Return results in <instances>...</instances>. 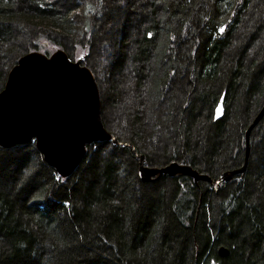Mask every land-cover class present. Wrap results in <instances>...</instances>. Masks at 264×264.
I'll return each instance as SVG.
<instances>
[{"label":"trees","instance_id":"1","mask_svg":"<svg viewBox=\"0 0 264 264\" xmlns=\"http://www.w3.org/2000/svg\"><path fill=\"white\" fill-rule=\"evenodd\" d=\"M116 1L137 21L107 67L111 84L98 83L103 114L121 109L117 142L89 144L67 177L35 141L0 146V264H264V117L246 170L218 181L244 164L246 130L264 105V14L249 44L237 41L260 0H77L71 16L53 0H0V91L26 52L68 41L73 55L87 54L74 37ZM141 155L211 180L143 181Z\"/></svg>","mask_w":264,"mask_h":264},{"label":"water","instance_id":"2","mask_svg":"<svg viewBox=\"0 0 264 264\" xmlns=\"http://www.w3.org/2000/svg\"><path fill=\"white\" fill-rule=\"evenodd\" d=\"M84 59L73 60L62 48L50 55L33 50L18 59L0 91V146L11 148L35 141L46 162L67 177L85 158L89 144L111 139L117 142L104 124L100 87ZM223 100L224 96L215 109V119L224 115ZM263 117L264 106L246 130L244 164L223 173L218 181H228L246 170L250 133ZM140 157L143 181L178 174L189 175L195 182L211 180L180 160L159 167L144 164V155ZM227 254L228 249L221 246L219 255Z\"/></svg>","mask_w":264,"mask_h":264},{"label":"rangeland","instance_id":"3","mask_svg":"<svg viewBox=\"0 0 264 264\" xmlns=\"http://www.w3.org/2000/svg\"><path fill=\"white\" fill-rule=\"evenodd\" d=\"M75 1H77V0H53L54 4L62 12L70 11L69 16L73 15V13H74V11L71 10L70 8L72 7V2H75ZM141 1L145 2L146 0H141ZM105 2H106V0H104V3ZM140 8H141V6H140ZM104 14H105V12L104 13L101 12L100 15H94L95 17H93V22H92L94 29L91 31L90 34L85 33L82 36L74 37V40H73V41H76L77 43H79L81 46H86V47L88 46L87 54H83V55H85L84 64L87 65L88 67L89 66L93 67V69L95 70L94 74H96L95 75L96 79H98V83L101 84V86H103L102 83L105 84L107 82L108 83L111 82L107 78L106 70H107V67H108L111 59H113V55H115L116 51L118 50V56H119V53L121 52L119 49L120 48V42L122 40L120 38L121 35L124 34L125 36H127L128 32H132L134 30V27L137 25V23H136L137 21L135 20L136 18H133V19L130 18V20L127 19L128 21L126 20V17L128 16L127 8H125V7L120 8L118 1H116L115 4H113V7L109 11H107V14H105V15ZM263 14H264V1H262V0H260V3H259V1H257V3L254 6L249 8L248 11H246L244 13V15H243L244 23H243L241 29H239L238 33H237V41L240 44H244V43H246V45L249 44L248 35H249V33H251L250 29H253L255 27V25H257L260 22V17ZM135 37H137V36H134V38ZM24 40H25V38H23L22 41H24ZM108 41H111L113 46L110 47L109 51H104L103 50L104 45ZM66 42L68 44L67 47L64 46V47H62V49H64L67 52V54L70 55L71 59H74V58L76 59L77 57H79L80 55H78V53H76V55L72 54L74 51V43H68V41H66ZM112 75H113V77L117 76V74L114 71H113ZM110 78H111V76H110ZM103 104H104V102H103ZM120 110L121 109L118 108V106L117 107L109 106V111L106 110L105 115L102 112V116H103L102 118H103V121L105 122V125L107 124L106 125L107 130L109 129V131H114L115 126L117 124L115 122V119L118 117V113H120L119 112ZM260 121L258 122V124L260 123ZM256 126L252 129V132L256 128ZM252 132L250 133V150H251V145H252L251 144ZM245 149H246V146H245ZM250 153L248 154V158H247L248 161H249ZM248 161H247V164H248ZM154 178H156V177H154ZM153 180H150V181H153ZM150 181H148V182H150ZM214 188L215 189L217 188L216 184H215Z\"/></svg>","mask_w":264,"mask_h":264},{"label":"snow or ice","instance_id":"4","mask_svg":"<svg viewBox=\"0 0 264 264\" xmlns=\"http://www.w3.org/2000/svg\"><path fill=\"white\" fill-rule=\"evenodd\" d=\"M221 31H223V28H221ZM218 111H219V109H218ZM213 264H215V262H213Z\"/></svg>","mask_w":264,"mask_h":264}]
</instances>
